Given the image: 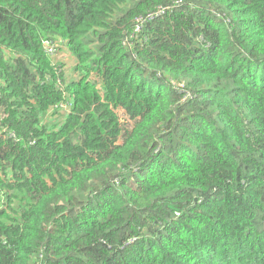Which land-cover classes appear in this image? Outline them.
I'll list each match as a JSON object with an SVG mask.
<instances>
[{
    "label": "trees",
    "instance_id": "16d2710c",
    "mask_svg": "<svg viewBox=\"0 0 264 264\" xmlns=\"http://www.w3.org/2000/svg\"><path fill=\"white\" fill-rule=\"evenodd\" d=\"M0 264H264V0H0Z\"/></svg>",
    "mask_w": 264,
    "mask_h": 264
},
{
    "label": "built area",
    "instance_id": "2783aa9c",
    "mask_svg": "<svg viewBox=\"0 0 264 264\" xmlns=\"http://www.w3.org/2000/svg\"><path fill=\"white\" fill-rule=\"evenodd\" d=\"M149 18H151V16H149ZM47 51H48L49 54H53V53H54V49H53L52 46H49V47L47 48Z\"/></svg>",
    "mask_w": 264,
    "mask_h": 264
}]
</instances>
